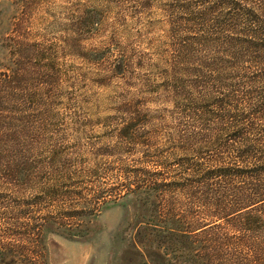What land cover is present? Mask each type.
Segmentation results:
<instances>
[{
	"label": "rangeland",
	"instance_id": "obj_1",
	"mask_svg": "<svg viewBox=\"0 0 264 264\" xmlns=\"http://www.w3.org/2000/svg\"><path fill=\"white\" fill-rule=\"evenodd\" d=\"M184 115L174 0H0V132L30 147L12 175L0 163V264H50L63 239L101 230L106 208L120 214L108 264H193L174 202L123 189L136 168L158 183L178 156L208 155L183 133ZM127 123L135 144L116 135ZM65 169L76 175L66 181Z\"/></svg>",
	"mask_w": 264,
	"mask_h": 264
},
{
	"label": "trees",
	"instance_id": "obj_2",
	"mask_svg": "<svg viewBox=\"0 0 264 264\" xmlns=\"http://www.w3.org/2000/svg\"><path fill=\"white\" fill-rule=\"evenodd\" d=\"M114 62L121 73L130 59ZM174 103L208 155L178 156L174 177L158 183L136 168L125 193L174 202V235L189 240L193 264H264V0H174ZM134 126L117 137L135 144ZM29 150L27 136L0 132L6 174Z\"/></svg>",
	"mask_w": 264,
	"mask_h": 264
},
{
	"label": "crops",
	"instance_id": "obj_3",
	"mask_svg": "<svg viewBox=\"0 0 264 264\" xmlns=\"http://www.w3.org/2000/svg\"><path fill=\"white\" fill-rule=\"evenodd\" d=\"M100 213L102 228L88 238H65L50 264H108L112 234L119 224V211L106 208ZM112 210V211H111Z\"/></svg>",
	"mask_w": 264,
	"mask_h": 264
}]
</instances>
